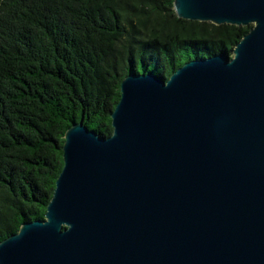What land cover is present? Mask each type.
<instances>
[{
    "label": "water",
    "instance_id": "1",
    "mask_svg": "<svg viewBox=\"0 0 264 264\" xmlns=\"http://www.w3.org/2000/svg\"><path fill=\"white\" fill-rule=\"evenodd\" d=\"M182 20L252 26L233 56L121 83L103 138L67 130L45 220L0 264H264V0H174Z\"/></svg>",
    "mask_w": 264,
    "mask_h": 264
},
{
    "label": "trees",
    "instance_id": "2",
    "mask_svg": "<svg viewBox=\"0 0 264 264\" xmlns=\"http://www.w3.org/2000/svg\"><path fill=\"white\" fill-rule=\"evenodd\" d=\"M174 0H0V242L45 220L67 130L108 138L121 83L233 56L252 26L180 19Z\"/></svg>",
    "mask_w": 264,
    "mask_h": 264
}]
</instances>
